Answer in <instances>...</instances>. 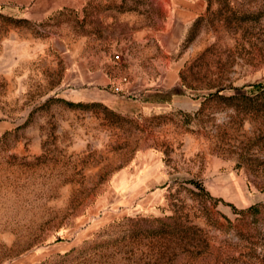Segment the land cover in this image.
<instances>
[{
	"label": "rangeland",
	"instance_id": "obj_1",
	"mask_svg": "<svg viewBox=\"0 0 264 264\" xmlns=\"http://www.w3.org/2000/svg\"><path fill=\"white\" fill-rule=\"evenodd\" d=\"M177 1L0 0V264H264V0Z\"/></svg>",
	"mask_w": 264,
	"mask_h": 264
},
{
	"label": "crops",
	"instance_id": "obj_2",
	"mask_svg": "<svg viewBox=\"0 0 264 264\" xmlns=\"http://www.w3.org/2000/svg\"><path fill=\"white\" fill-rule=\"evenodd\" d=\"M202 7L201 2L179 0L172 8V19L176 20L177 25L187 24L197 17Z\"/></svg>",
	"mask_w": 264,
	"mask_h": 264
},
{
	"label": "trees",
	"instance_id": "obj_3",
	"mask_svg": "<svg viewBox=\"0 0 264 264\" xmlns=\"http://www.w3.org/2000/svg\"><path fill=\"white\" fill-rule=\"evenodd\" d=\"M260 89L263 90L264 87H261ZM262 92L264 93V90ZM260 94H262V93H260ZM73 106H76V105H73ZM79 106H82V105H79Z\"/></svg>",
	"mask_w": 264,
	"mask_h": 264
},
{
	"label": "built area",
	"instance_id": "obj_4",
	"mask_svg": "<svg viewBox=\"0 0 264 264\" xmlns=\"http://www.w3.org/2000/svg\"><path fill=\"white\" fill-rule=\"evenodd\" d=\"M116 91H117V92H119V91H120V88H119V87H117V88H116Z\"/></svg>",
	"mask_w": 264,
	"mask_h": 264
}]
</instances>
